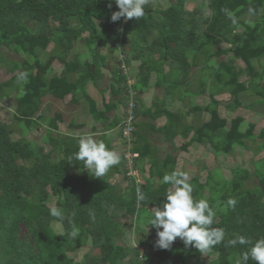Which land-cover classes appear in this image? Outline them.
I'll use <instances>...</instances> for the list:
<instances>
[{"label": "trees", "instance_id": "trees-1", "mask_svg": "<svg viewBox=\"0 0 264 264\" xmlns=\"http://www.w3.org/2000/svg\"><path fill=\"white\" fill-rule=\"evenodd\" d=\"M186 2L148 0L144 17L113 22L111 15L118 11L114 0H0V66L11 74L0 82V101L15 91L13 120H24L29 129L41 127L43 132L38 140L29 139L27 130L13 139L10 124L0 118V264H237L251 245L230 247L227 241L237 235L253 242L264 237V183L250 185L247 167L232 166L231 179H215L204 165L206 178H198L179 167L176 158L158 155V146L140 135L137 119L131 142L124 139L123 116L111 120L94 96L84 97L91 118L108 122L101 132L97 126H92L94 133L92 129L79 135L65 132L60 125L63 112L56 117L42 112L45 98L64 101L71 94L75 101L80 83L97 85L110 60L113 78L105 90L115 88L114 95L124 104L125 92L135 91L137 118L151 72L163 66L169 91L151 116L165 121L152 130L162 132L170 144L180 138L175 145L179 153L190 151L195 143L217 154L249 148L248 140H257V119L249 118L248 111L259 115L257 107L264 108V0H198L192 8ZM77 42L82 51H76ZM51 43V52H46ZM3 45L22 60L8 59L1 52ZM48 56L64 64V74H52L51 65L44 68ZM136 59L141 60L136 82L129 85L122 65ZM201 69L205 74L214 69L215 83L211 74L209 82L195 77ZM73 73L79 77L74 79ZM244 75L248 77L242 79ZM192 82L198 83L195 93L202 90L199 94L213 106L209 118L194 123L185 120L184 113L199 116L208 106L189 104L188 93L179 92L178 87ZM172 94L186 109L172 107ZM64 103L70 106L69 100ZM111 129L123 140L121 150L111 140ZM92 134L120 156V163L103 178L93 177L82 162L68 161L78 151L79 138ZM258 136L262 138L256 145L259 152L264 150V128ZM129 152L137 154L132 159L138 166L146 162L141 169L143 182L130 171ZM260 160L264 163V157ZM173 171L188 175L193 199L207 200L216 214L212 227L224 232L222 242L206 254L185 247L179 238L168 249L156 247L157 230L148 222L152 208L161 206L172 190L162 178ZM137 189L144 194L143 201L138 200ZM230 197L237 200L234 209L226 205ZM52 208L60 210L63 219L53 217ZM146 226L152 233L146 232ZM73 231L78 232L76 238L70 235ZM85 246L100 251L90 250L77 258Z\"/></svg>", "mask_w": 264, "mask_h": 264}, {"label": "clouds", "instance_id": "clouds-1", "mask_svg": "<svg viewBox=\"0 0 264 264\" xmlns=\"http://www.w3.org/2000/svg\"><path fill=\"white\" fill-rule=\"evenodd\" d=\"M114 2L118 7V11L113 12L111 15L113 22L121 18L139 20L144 17V6L148 3V0H114ZM52 48L53 46L51 48L48 47L46 51L51 52ZM130 92L131 90H129L127 97H129ZM128 114L127 108V114L123 115L122 120V123L125 124L124 130ZM136 119L138 120V117H135L133 129ZM132 133L131 131L130 139H128L123 132L124 139L131 142ZM132 154L133 156L137 155L136 153ZM68 161L82 162L84 169L93 177L103 178L113 166L120 163V156L116 151L108 148L104 142H97L92 136H81L78 140V151ZM133 164L132 168L130 167L131 172L139 163ZM138 170L145 179L141 169ZM162 183L170 184L172 190L166 193V199L161 206L152 208L149 218L148 224L157 230L156 247L168 249L179 238L183 241L185 247H194L201 254H206L217 244H220L223 240L224 232L222 229L212 227L216 214L207 200L196 201L193 199V188L189 182L188 175L182 171L166 173L162 178ZM137 198L140 201L145 199L144 194L139 189H137ZM236 204L237 200L232 197L226 202L227 207L232 209L235 208ZM50 214L53 217L63 219L62 212L57 208H52ZM70 235L72 238H76L78 232L73 231ZM237 244L251 245L242 254L237 264H248L249 260L264 264V237L253 242L248 237L237 235L227 241V246L230 247H235Z\"/></svg>", "mask_w": 264, "mask_h": 264}, {"label": "rangeland", "instance_id": "rangeland-1", "mask_svg": "<svg viewBox=\"0 0 264 264\" xmlns=\"http://www.w3.org/2000/svg\"><path fill=\"white\" fill-rule=\"evenodd\" d=\"M158 2H160V0H156ZM195 5H198V0H187L186 2V6L188 8H192ZM223 45V44H222ZM52 46H54V43H51L49 48H51ZM78 48H77V52L82 51V45L81 43H78ZM107 47V46H106ZM106 48L104 47V50ZM108 49V47H107ZM1 52L7 56L8 59H14V60H18L21 61L23 56H20L18 54H15L13 51H11L9 48H7L6 46H2L1 48ZM48 52V51H46ZM41 53H45V51H41ZM48 54H45V57ZM193 56V54H192ZM114 61V60H113ZM111 64L112 62L109 61ZM213 62V61H212ZM238 65H240V62H237ZM49 65H51L52 67V72L53 74H57V75H61V73L64 71V64L62 62H60L59 60L55 59L52 56H48V58L46 59V64L44 68H47ZM212 65V63H211ZM258 68V66H257ZM197 69V67H194L193 70ZM202 70V69H201ZM199 70L198 72H196V76L197 78L200 79V77L202 76L204 79H206V81L209 82V74L212 75V80L214 81L213 83H215V70L213 69L210 72H208L207 74H205L204 70ZM104 72L106 76H110L109 75V68H104ZM195 73H193L192 75H194ZM11 76L10 73L6 72L5 69H3L2 66H0V82L3 80L8 79ZM200 76V77H199ZM74 77H77L76 75ZM246 77H248L247 75L242 76V79H246ZM107 79L104 80V82H106ZM212 80L210 83H212ZM212 83V84H213ZM197 82H192L189 83V85L186 87L185 86H180L179 88V92L181 91L183 94L188 93L187 98H188V103L192 104H197L196 102H200V104H203L208 106V108H206V111H204V113H200V115L198 117H196L197 115L194 116L195 113L192 112H186L184 113V115L186 116V118L189 120V122H194L198 119H205L207 116L208 118L211 116L212 110H213V106H210V101L209 99L205 96V95H201L199 93L202 92V90L198 93H195L197 90ZM185 88V89H184ZM184 89V90H183ZM183 90V91H182ZM99 93L102 94L101 90H99ZM195 93V94H194ZM15 91H13L11 93V95L6 98L4 101L1 100L0 101V118L5 119L11 127V135L13 139H17L20 136H22L23 132L25 130L26 131V136L31 139V140H38L40 139V137L43 135V132L40 128H35V129H29V125L26 123V121H15L13 120L15 111H16V99H15ZM194 99L192 100L191 98ZM192 101V102H191ZM65 100L61 101L59 99H54V98H45L44 100V104L42 107V112L47 116V117H53L56 115H59L60 113L63 114L64 119H62L63 123H60V125L62 126V130H64L65 132H70L71 127H69L68 123H66L67 121V117L64 114H67L69 108L67 107V105H65ZM86 103V102H84ZM159 102H155L154 107L159 106ZM257 110H253L258 112L259 115L256 114H251L252 110H249V118L255 117L257 120V127H256V134H257V140L256 141H252V140H248V144H249V148L246 149H237L234 150L233 153L231 154H226V153H215L212 152L211 150H209L208 148H206L205 144L200 145V148L198 151H194L193 153H191L190 151L188 152L189 156L186 158L183 157H179V167H183L184 165V169L189 170L191 172V174H195L197 175L198 178H206V170H204V165L209 169L212 170L211 174L215 179H220L223 176L228 177V178H232L233 174L231 173V167L232 166H236V165H240L242 167H247L250 171H251V175H250V181L249 184L250 185H262L264 183V177L261 173L260 170L264 171V163L260 162L261 158L264 157V150L262 151H256L258 149V147L256 145L261 144L262 142V138L258 136V133L260 132V130L262 128H264V108H262L261 106L257 107ZM219 111L224 112L225 111V107L224 106H220ZM79 110L70 112L72 118L74 117V119H79L82 118V113L79 114ZM181 113H183V111L181 110ZM85 119V116H84ZM187 122V121H186ZM44 123V122H43ZM245 126V125H244ZM243 126V127H244ZM65 127V128H63ZM25 135V134H23ZM159 137V135H157ZM179 138L176 140V143H179ZM123 140H116L114 142V145L116 146L117 150H121V148L124 146L123 145ZM47 149H50L51 147L48 145H46ZM160 149L162 151V154H164V156H172L171 154L175 155V145H171L169 142H162ZM181 155L183 154H187V152L185 151H180ZM198 153V154H197ZM218 155H222L221 157H218ZM224 155V156H223ZM217 156V157H216ZM192 160H194V162H192ZM257 160V161H256ZM256 161V162H255ZM142 164V163H141ZM144 163L140 166L137 165V167L133 168L134 170H132V174H136L138 176V181L141 180V182L144 181V178L140 175V172L138 169H142ZM204 172V173H203ZM117 181V180H116ZM215 182H212L211 185L209 186H213ZM125 185V182L123 183V186ZM212 189V188H211ZM211 189L208 188V193L211 192ZM217 205V203H216ZM127 221H129V219L126 218ZM61 225L58 224V226H56L57 229H61ZM26 230V226L24 224L21 225V232H24ZM146 232L147 233H152V228L150 226H146ZM156 233V232H155ZM134 234V233H133ZM136 241V240H135ZM144 248L141 247V250H143ZM90 250H92L93 252H99V249H92L89 246H85L83 248H81L79 250V252L76 254L77 258H80L84 253L89 252ZM154 264V263H153Z\"/></svg>", "mask_w": 264, "mask_h": 264}, {"label": "crops", "instance_id": "crops-1", "mask_svg": "<svg viewBox=\"0 0 264 264\" xmlns=\"http://www.w3.org/2000/svg\"><path fill=\"white\" fill-rule=\"evenodd\" d=\"M77 46H78V42H77ZM105 51L107 52V50H105ZM118 62H119V64L121 63L120 61H118ZM140 63H141V60L136 59V60H133L130 65H127L126 63H125V65H123L122 68L124 69V72L127 74V82L129 85L136 82V76H137V73L139 70ZM113 67H114L113 64H111V66H108L110 76L105 75L104 67H103L104 76H103L102 80L97 83V85L93 84L92 82H88L87 84H85L84 82L80 83V85H79L80 90L77 93V95H78L77 100L71 101L73 99V97L71 94L68 95L67 100H65V102L67 103V101L69 100L70 106H68L69 110H68L67 114H65L67 117L66 123L69 124L70 122H76L78 124L76 127L75 126L71 127L70 133H73L75 135H79V133L82 131H85V132L90 131L92 129V126H97V128L101 132V131H104L103 127L106 125V123H108V122H105L102 120L95 122L94 119L91 118V116L89 114V109H88L89 108L88 107V101L84 97L86 95H90L91 97L94 96L97 99H99L100 108H102L106 111L107 116H109L111 120L113 118H117V116L122 117L125 114L124 111L125 110L127 111V108L129 107V105H128V107H126L127 105H125V104L129 103V101L131 99V95H129L128 100H126L125 104H124L123 102H121L119 100V97H120L119 95H117V94L114 95L116 92L115 88H114V90L112 89V92L107 91L108 89L105 90L107 88V85L109 84L110 80H112V78H113L112 77V68ZM162 67L163 66H161L160 71L157 68L152 70L151 75H150L149 86L140 95L143 106L141 108V111L139 112L137 124L139 126V129L141 130L140 135L146 137L147 140H149L153 144L157 145L158 146V151H157L158 155L165 157L164 154H162L160 146H161L162 142H167V141L164 138V135L162 132L155 131V130L151 129L153 126H161V124L164 123V121H165L163 118H154L153 116H151V112L155 111V107H154L155 102L156 101L159 103L163 102L166 99V94H168V91H169L168 83L166 81H164V78L161 74L162 73ZM105 68H107V67H105ZM164 69H165V73H166V71L169 70V66L166 64L164 66ZM64 73H65V66H64V71L61 73V75ZM52 74H53V72H52ZM75 75L77 77H74ZM72 76L74 79L75 78L77 79L79 77V75L76 73H73ZM105 79H107L106 82H104ZM178 88H180V87H178ZM99 90H101V92L106 91L105 95L100 94ZM131 92L136 93L133 90H131ZM176 93H177V91H176ZM125 95L127 96L126 92H125ZM169 101L171 102L172 107H175V108L184 107L186 109L184 103L175 94H172L169 97ZM84 102H86V103H84ZM196 103H197L196 105L200 104V102H196ZM73 110L74 111L79 110L80 111L79 114L82 113V118H79L76 120L73 117V119H71L72 116H71L70 112H73ZM195 115H197V114H194V116ZM84 116H85V119H84ZM196 117H198V116H196ZM206 118H208V116ZM184 119L189 121L185 115H184ZM205 119H201V121L205 120ZM197 121H200V119H198L194 122H197ZM80 124L83 126L85 125V126L83 128H80V126H79ZM116 131L117 130H115V129H111L109 131V133L112 134L111 140L113 139V142H115L116 140H120V138H118L117 136H113L116 134ZM93 133H94V130H93ZM95 135L96 134H92V137L94 139H96ZM157 135H159V137ZM177 139H175V142H177L176 141ZM180 142H181V140H179V143ZM179 143H175V145L177 146ZM200 145H201L200 143H195V145H193L189 149L190 152L193 153L194 151H198L199 149H201ZM176 146H175V148H176ZM188 152H187V154L181 155L178 152V149H175V155L171 154L172 155L171 157L176 158L177 163H179L178 158L179 157L185 158L186 155L189 156ZM144 163H146V162H144Z\"/></svg>", "mask_w": 264, "mask_h": 264}, {"label": "built area", "instance_id": "built-area-1", "mask_svg": "<svg viewBox=\"0 0 264 264\" xmlns=\"http://www.w3.org/2000/svg\"><path fill=\"white\" fill-rule=\"evenodd\" d=\"M130 95H131V99L129 101V107H128V115H127V121H126V127H125V130H124V134L125 136L130 139V133L133 129V122L135 120V116H134V106H135V103H134V97H135V93H132L130 92ZM133 154L132 153H129L127 155V159H128V163H129V166L132 168V166L134 165V161H133ZM138 180V178H137ZM138 182H141V180H139Z\"/></svg>", "mask_w": 264, "mask_h": 264}]
</instances>
